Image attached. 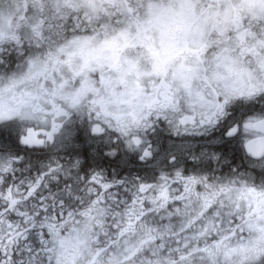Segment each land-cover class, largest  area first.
Returning a JSON list of instances; mask_svg holds the SVG:
<instances>
[{
	"label": "flooded vegetation",
	"instance_id": "obj_1",
	"mask_svg": "<svg viewBox=\"0 0 264 264\" xmlns=\"http://www.w3.org/2000/svg\"><path fill=\"white\" fill-rule=\"evenodd\" d=\"M79 2L0 0V67H33L7 101L27 109L22 144L152 173L126 206L135 223L150 195L161 212L223 207L229 144L264 162L246 150L264 120V0H101L105 22Z\"/></svg>",
	"mask_w": 264,
	"mask_h": 264
},
{
	"label": "trees",
	"instance_id": "obj_2",
	"mask_svg": "<svg viewBox=\"0 0 264 264\" xmlns=\"http://www.w3.org/2000/svg\"><path fill=\"white\" fill-rule=\"evenodd\" d=\"M6 73V68L0 67V79ZM17 122L14 119L0 123V264H51L53 250L62 243L61 237L75 233L86 214L99 205L104 212L91 232V248L96 254L91 264H100L104 260L103 252L109 248L117 255L128 232L144 231L154 220L160 219L163 223L176 216L178 211L173 210L174 215L170 216L169 211L156 212L147 205L135 223V218H131L135 212L132 214L126 206L136 193L134 186L144 181L138 176L151 178L152 173L140 174L143 170L126 159L104 161L91 146L73 145L59 152L30 149L21 142L23 126ZM225 155L223 180L227 187L231 186L230 182L249 179L264 190V167L249 169V156L243 147L229 144ZM126 172L128 176L123 174ZM149 217L152 219L148 220ZM172 217L169 223L176 221ZM114 218L122 222L114 223ZM171 234L167 230L154 233L149 239L157 236L161 243ZM149 239L138 247L142 246L147 255L150 252L154 257ZM174 258L180 257L175 254ZM170 260L165 264H171Z\"/></svg>",
	"mask_w": 264,
	"mask_h": 264
},
{
	"label": "rangeland",
	"instance_id": "obj_3",
	"mask_svg": "<svg viewBox=\"0 0 264 264\" xmlns=\"http://www.w3.org/2000/svg\"><path fill=\"white\" fill-rule=\"evenodd\" d=\"M77 1L79 2V0ZM100 1L82 0V6L89 12L98 13V17L105 22L104 12L108 8ZM8 22V17H1L0 25L2 27L7 26ZM32 70L33 67H30L29 62L27 64L24 62V65L16 72H8L1 76L0 123L15 119L18 121L17 124L23 126L20 119L26 122L24 116L28 113L27 109L17 112L14 102L8 103L7 101L14 91H17L18 96L21 91L30 86L28 81L31 79ZM26 131L25 129L24 134ZM69 148H73V146L61 145L62 150ZM257 166L263 168L264 162ZM228 185L233 188H231V193L229 192L230 194L224 198L223 207L218 206L203 211L199 205L193 204L191 198L189 202L183 203L180 207L176 206L178 209L175 207L174 211H178L177 217L173 214L172 209H168L169 215H174L171 217L176 218L175 222L169 223L171 217L164 218L166 222L163 223L157 219L156 222L154 220L153 223H148V228H144V231L138 229L128 232L124 236L125 243L119 247L118 254H113L114 251L109 248L108 251L103 252L104 260L100 264L125 262H128L127 264H165V261L169 263V259H171V264H263L264 196L261 198V191L254 192L251 189L256 186L249 179L236 181L235 184L230 182ZM210 197L213 196L206 198L210 199ZM157 198L158 195L148 196L149 207H147L150 210L161 212L155 208ZM194 198L196 200L197 196ZM173 199V201L176 200V198ZM103 212L104 209L99 205L98 208L86 214L84 223L75 233L69 237H61V244L64 246L56 245L51 264H91L96 256L91 248L90 242L93 236L91 232H93V226L98 224V220L101 221ZM150 219L152 217L148 218V220ZM113 221L114 223L122 222L121 219L116 218ZM167 230L172 233L167 240L160 243L157 241L159 238L154 235L152 240L149 239L152 234L164 233ZM213 238L214 241L208 242ZM148 239L152 242L149 245L153 248L154 257L150 256V252L147 255L148 251L142 246L138 247ZM187 253L189 255L186 257ZM175 254L180 258L175 259ZM194 255L197 256L192 258ZM174 261L176 262L173 263Z\"/></svg>",
	"mask_w": 264,
	"mask_h": 264
},
{
	"label": "water",
	"instance_id": "obj_4",
	"mask_svg": "<svg viewBox=\"0 0 264 264\" xmlns=\"http://www.w3.org/2000/svg\"><path fill=\"white\" fill-rule=\"evenodd\" d=\"M254 127L262 136L250 140L246 144V149L255 159H261L264 157V120L255 123Z\"/></svg>",
	"mask_w": 264,
	"mask_h": 264
}]
</instances>
